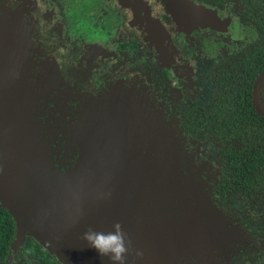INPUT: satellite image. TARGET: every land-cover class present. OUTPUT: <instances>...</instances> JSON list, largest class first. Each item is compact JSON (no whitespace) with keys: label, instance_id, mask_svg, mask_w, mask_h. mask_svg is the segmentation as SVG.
I'll return each mask as SVG.
<instances>
[{"label":"rangeland","instance_id":"1","mask_svg":"<svg viewBox=\"0 0 264 264\" xmlns=\"http://www.w3.org/2000/svg\"><path fill=\"white\" fill-rule=\"evenodd\" d=\"M31 8L29 0H0V14H2L0 17V147L7 154L9 153L15 165L19 167L31 157L29 153L33 151V147L28 145L31 142L29 136L26 137L27 141H21L16 131L17 127L8 126L11 116L14 118L16 112L12 91L7 81L6 69L9 57L6 52H10L11 49L17 50L13 47L16 40L20 41L21 38L19 53L22 52L25 58L23 80L28 85V96L30 99L35 97L38 100L30 111L29 120L34 125L40 124L42 138L39 137V143L46 149L44 153L46 159L56 154L55 151L62 145L59 119L50 121L48 108L55 102L66 106L70 101L68 89L59 91L64 86L60 75L55 72L56 67L43 54V49L38 48L39 41L30 38L28 25L22 26L24 16L29 15L28 12H31L30 16L32 15ZM37 11L35 8L34 13L36 14ZM227 25L232 26V22L228 21ZM256 34L251 28L246 27L240 43L250 44L258 38ZM231 35L233 38H230L227 32V36L233 40L235 35L233 32ZM236 45L232 44L231 49L224 54L238 53L241 49ZM152 58L154 59V56ZM171 58L170 56L169 59ZM117 86L118 90L109 91L94 101L93 107L90 104L87 112L73 122V128L66 130L67 140H64L65 146L60 150L62 153L60 158L68 163V167L64 170L62 166L60 170L63 172L72 167V171L50 175L45 160L38 159L36 163L30 164L32 173L46 180L48 179L45 176L52 178L58 184L56 187L61 195L67 196L51 195L43 199L46 192L41 190L42 183L37 179L33 180L38 183L39 190L36 188V192L41 196L40 201H45L44 205L46 204L49 212L60 216L61 223L60 226L55 219L42 220L41 226L37 224L33 228L34 234L42 232L41 237L51 242V246L62 254L67 264H110V261L100 256L94 248L85 245V240L79 235L89 228L108 231L106 210L108 205L105 206L103 201L111 205L113 225L122 220L123 217L120 215L122 211L117 208L119 205L113 199L117 194L122 196L133 192L142 196L141 200L136 197L134 200L141 201L144 209L138 229L134 228L135 232L139 233L136 235L138 243L133 244L136 237L131 238V241L136 252L147 255V249L160 240L158 236L176 237V233L164 224V212L167 208L166 216L175 221L176 227L180 214L192 216L190 213L193 208L185 203L187 192H191L195 195H192L191 199L187 198L190 201L194 200V204L197 202L201 204L197 220L205 228L212 227L209 232L194 233L193 237L210 236L213 240L226 243L215 253V256L221 259L228 246L232 247L242 241L243 232L236 222L233 225L226 222L229 216L225 211L211 204L208 187L209 182L215 177L214 171L209 168L208 163L198 160L194 153L187 154L180 149L171 125L165 123L153 107H148V110H143L138 115L133 105L134 111L127 107L128 104L124 103L123 98H117L126 95L123 94L127 93L126 88L133 85L129 82H119ZM133 91L134 96H140L143 103L148 104L146 101L148 98L143 96L146 93L143 87H137ZM20 104L23 106H20L23 114L28 108H24L22 100ZM52 142H54L53 154L49 152ZM79 148L80 153L77 158ZM204 154L210 155L211 150L207 149ZM59 155L60 153L56 156ZM34 159L36 160V157ZM209 174L212 177L209 178ZM5 183L9 184L8 181ZM75 191L88 192L98 198L86 195L71 196L70 193ZM34 201L38 200L34 199ZM177 202L181 204L178 205ZM188 230H184L183 234L188 233ZM185 238L190 241L191 236ZM26 239L33 240L27 236L23 238L22 244ZM18 249L17 244L14 251L17 253ZM133 257L137 261H144V257L138 258L135 252Z\"/></svg>","mask_w":264,"mask_h":264},{"label":"flooded vegetation","instance_id":"2","mask_svg":"<svg viewBox=\"0 0 264 264\" xmlns=\"http://www.w3.org/2000/svg\"><path fill=\"white\" fill-rule=\"evenodd\" d=\"M29 1L32 15L28 12L24 16L22 26L28 25L30 38L39 41L38 48L56 67L57 71L54 70L64 86L59 91L68 89L70 93L66 106L55 102L48 108L50 121L59 119L62 129V145L58 150L65 146L66 130L73 128V122L87 112L90 104L93 107L100 96L118 90L119 82H129L133 87L128 86L127 93H123L126 95L117 98H123L129 109L133 105L138 115L153 107L171 125L180 149L209 164L215 173L208 187L211 204L225 211L229 216L226 222L231 225L236 222L244 233L237 245L224 248L221 259L215 256V263L264 264V242L258 233L264 198L230 199L215 190L219 178L218 144L189 134L193 128L188 121L192 113L206 111L220 93L213 81L216 72L226 70V63L228 67L238 66L239 70L237 61L246 58L260 42L261 34L241 16L238 8L241 1L187 0L196 13L185 14L181 18L184 23L172 14L178 7L171 6L170 10L166 0ZM170 4L179 5V1ZM34 7L38 10L36 14ZM204 9L207 13L199 14ZM228 21L232 26L227 25ZM246 27L255 31L258 38L242 45ZM227 32L230 38L233 32L235 38L230 39ZM234 43L241 50L225 55ZM137 87L146 90L143 96L148 98L147 105L140 96H134L133 89ZM207 149L211 150L210 155L204 154ZM58 153L59 156L49 157V161L53 167L60 170L63 166L65 170L68 163L60 158L61 151Z\"/></svg>","mask_w":264,"mask_h":264},{"label":"water","instance_id":"3","mask_svg":"<svg viewBox=\"0 0 264 264\" xmlns=\"http://www.w3.org/2000/svg\"><path fill=\"white\" fill-rule=\"evenodd\" d=\"M175 0H166L167 5L169 6L170 10H172L171 6L177 8L179 10L172 12L173 16H178V22H183L181 20L185 14L192 13L195 15L196 11L191 7L190 2L184 0L179 1V5H171V2ZM182 6V9H181ZM185 9V10H184ZM207 9L201 10L199 14H206ZM2 14H0V17ZM203 17V15H202ZM197 22V20H196ZM20 41L16 40V44H13V47L17 48L16 51L13 49L10 50L8 53L9 61L7 63V81L10 86L13 95V101L15 105V117L11 116V121L9 120L8 126L17 127V132L19 134V139L21 141L26 140V137H30V143L28 145L33 147V151L29 159L25 161V163L19 167L15 165L13 158L7 154L6 151L0 147V207L7 210L9 215L12 217L14 222V237L13 242L10 245V252L4 264H9L10 262H15V253L14 247L18 244V247L22 245V240L25 237H31L35 243H37L43 250H45L49 255H51L59 264H67L62 257V254L53 246L48 245L47 239H44L42 236V232H38L34 234V227L42 225V220L45 219H55L60 223V216L53 215L51 212L48 211L46 208V204L44 205L45 201H40L39 192L37 195L36 188L38 186L37 181H33L35 179L39 180L43 187L41 190H44L46 195L43 199H46L48 196L57 195L60 197H67L66 195L60 193L58 189V184L45 176L48 180L36 175L35 173L31 172L30 164H34L37 160H45L46 164L48 165L50 175L52 173H66L72 171L73 168L70 167L66 171H61L59 168L53 167V164L50 163L49 157L47 159L44 157V153L46 151L45 147H43L39 143V137L42 138V131L40 128V124L35 123V125L29 120V115L31 114V109L34 108V103L38 102L37 98L33 97L32 99L28 96V85L23 80L24 72H25V58L24 54L19 53L20 48ZM11 47V45H10ZM264 83V70L258 74L256 77L253 85H252V92H251V101L254 107V110L258 115L264 118V108L261 106L259 101V91L261 86ZM23 102L24 108H28L26 112L23 114L21 113L20 106L23 107L20 102ZM37 127V128H36ZM1 130V129H0ZM1 134V133H0ZM33 138V140H32ZM50 153L53 154V149L49 150ZM60 152V150L55 151L56 155ZM80 150L78 152V155ZM33 155V156H32ZM36 157V160L34 159ZM78 158V156H77ZM34 159V160H33ZM78 159L76 160V162ZM59 167L61 163L58 164ZM15 166V167H14ZM68 167V166H67ZM66 167V168H67ZM72 173V172H71ZM49 175V176H50ZM54 175V174H53ZM60 178L59 176H57ZM5 181H8L9 184H6ZM46 183V184H45ZM38 189V188H37ZM39 190V189H38ZM70 195H86V196H93L90 195L88 192H78L75 191L70 193ZM195 195L194 193L187 192L185 196V203L188 206H191L193 211H191V217L188 215H179L177 227L175 226L176 223L173 220H170L169 217L166 216V212L168 208L164 212V224L172 231L176 233L175 238H169L166 236H158L160 239L157 241L153 246L147 249V255H142L144 261H137L133 257V253L127 255L126 257V264H214L215 263V253L218 251L217 249H221L225 243H221L219 240H213L210 236L205 237H193L194 233L198 232H209L212 230V227L205 228L203 224L197 220L200 212L201 204L197 202L194 204V200L190 201L188 198L191 199V196ZM98 198L97 196H93ZM141 200L142 197L140 194L129 192L125 195L117 194L113 200L119 205V208L122 213L120 214L123 219L119 220L118 223L122 225L123 231L128 235V237L134 238L139 233L135 232L138 229V224L142 219L143 216V205L141 201H135L134 199ZM188 197V198H187ZM196 197V196H195ZM194 197V198H195ZM34 199L38 201L35 202ZM103 201V200H102ZM107 207L108 213V231L105 229V233L112 231L113 221L111 218V205L110 203H106L103 201ZM176 204H181L177 202ZM58 212V211H57ZM61 226V223H60ZM182 226L184 229H182ZM95 227V226H94ZM136 228V229H134ZM95 231H99L96 228H92ZM189 229V230H188ZM184 230H188V233L185 235L183 234ZM28 231V233H27ZM86 232V231H85ZM81 233L79 236L83 240L84 233ZM188 235L191 236L190 241H188L185 237ZM138 238L133 242V244L138 243ZM179 239V240H178ZM86 242V241H85ZM87 245V242L86 244ZM90 263V261H87ZM93 264V263H91ZM216 264V263H215Z\"/></svg>","mask_w":264,"mask_h":264},{"label":"trees","instance_id":"4","mask_svg":"<svg viewBox=\"0 0 264 264\" xmlns=\"http://www.w3.org/2000/svg\"><path fill=\"white\" fill-rule=\"evenodd\" d=\"M240 1L241 16L261 34L260 42L246 58L237 61L239 70L226 63V70L216 72L213 81L220 93L215 104L206 111L189 114L188 121L193 126L189 134L218 144L215 190L230 199L253 200L264 198V118L254 111L250 101L251 87L264 69V0ZM259 100L264 108V84ZM258 221V233L264 242V215ZM14 232L12 217L0 207V264L9 255ZM14 258L11 264H59L30 239L23 242Z\"/></svg>","mask_w":264,"mask_h":264},{"label":"clouds","instance_id":"5","mask_svg":"<svg viewBox=\"0 0 264 264\" xmlns=\"http://www.w3.org/2000/svg\"><path fill=\"white\" fill-rule=\"evenodd\" d=\"M83 240L100 256L107 258L110 264H126L127 255L133 252L138 258L142 256V253L134 250L131 239L118 222L113 225V230L107 233L89 228L84 233ZM48 245L51 246V242H48Z\"/></svg>","mask_w":264,"mask_h":264}]
</instances>
